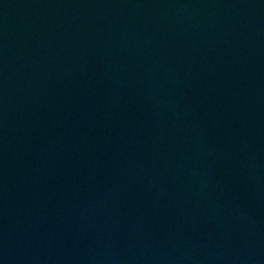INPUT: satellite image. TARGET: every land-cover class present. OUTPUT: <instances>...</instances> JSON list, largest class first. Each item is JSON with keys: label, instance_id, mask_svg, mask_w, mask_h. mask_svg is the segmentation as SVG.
<instances>
[{"label": "water", "instance_id": "95a60500", "mask_svg": "<svg viewBox=\"0 0 264 264\" xmlns=\"http://www.w3.org/2000/svg\"><path fill=\"white\" fill-rule=\"evenodd\" d=\"M0 264H264V0H0Z\"/></svg>", "mask_w": 264, "mask_h": 264}]
</instances>
